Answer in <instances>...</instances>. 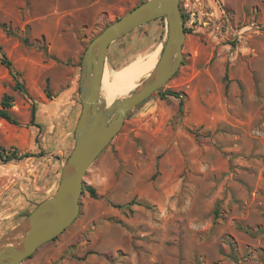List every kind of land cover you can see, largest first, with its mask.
I'll return each instance as SVG.
<instances>
[{"label": "rangeland", "instance_id": "374dc122", "mask_svg": "<svg viewBox=\"0 0 264 264\" xmlns=\"http://www.w3.org/2000/svg\"><path fill=\"white\" fill-rule=\"evenodd\" d=\"M143 1L0 0V59L3 51L22 84L14 88L0 63V99L13 96L19 122L0 118V144L31 154L0 160V242L57 187L78 118L67 125L59 101L76 81L79 115L85 48ZM179 7L181 65L128 111L86 171L74 221L22 264H264V0H179ZM166 36L159 17L118 37L103 77L152 52L159 58Z\"/></svg>", "mask_w": 264, "mask_h": 264}, {"label": "water", "instance_id": "95a60500", "mask_svg": "<svg viewBox=\"0 0 264 264\" xmlns=\"http://www.w3.org/2000/svg\"><path fill=\"white\" fill-rule=\"evenodd\" d=\"M164 17L167 36L151 76L122 99L109 105L100 97L109 45L135 27ZM185 29L179 0H145L95 35L84 50L79 78L81 109L74 128V146L62 163L54 193L39 202L21 222L27 225L22 239L0 242V264H22L41 245L55 239L77 217L83 177L100 152L120 130L128 111L148 98L174 75L182 63Z\"/></svg>", "mask_w": 264, "mask_h": 264}, {"label": "bare ground", "instance_id": "6f19581e", "mask_svg": "<svg viewBox=\"0 0 264 264\" xmlns=\"http://www.w3.org/2000/svg\"><path fill=\"white\" fill-rule=\"evenodd\" d=\"M157 59L156 52H152L144 60L136 59L127 66L115 71L110 78L103 77L100 90L106 104L109 105L116 96H124L141 77L147 73L149 74L154 69ZM26 230V224H17L10 230L6 241L10 243L19 241Z\"/></svg>", "mask_w": 264, "mask_h": 264}, {"label": "trees", "instance_id": "16d2710c", "mask_svg": "<svg viewBox=\"0 0 264 264\" xmlns=\"http://www.w3.org/2000/svg\"><path fill=\"white\" fill-rule=\"evenodd\" d=\"M2 27L5 29V32L7 34H13L11 32V30L9 28H7L5 23L2 24ZM23 41L26 43L28 40H27V38H25V39H23ZM0 50H2L1 46H0ZM1 56L2 57L0 59V63L4 64L5 67L9 70V73L11 74L13 80L15 81L14 88H16V89L22 88V84L20 83V81H18L16 79L17 72L12 69L11 60L7 58L6 54L3 51H1ZM226 76H227V73H225V78H226ZM48 82H49V80L46 79V86L44 88V92H45L46 96L48 98H50L51 94H50V91L48 89V86H49ZM166 94L173 95L175 97L180 96L179 93L176 91H166L163 94V96ZM180 103H181V99H180ZM12 106H13V96L8 94V93H4L0 99V118L4 119L6 122H8L10 124L18 125L19 124L18 120L12 115V113L10 111ZM34 117H35V107L32 106L31 107L30 120H33ZM30 155L31 154L28 152L20 153L15 147L6 148L0 144V160L3 162H7V161H10L13 159H22V158L30 156ZM85 189L89 193V196L91 198L97 197V194H96L94 187L86 186ZM117 206H119V205H117Z\"/></svg>", "mask_w": 264, "mask_h": 264}, {"label": "crops", "instance_id": "0c3cea01", "mask_svg": "<svg viewBox=\"0 0 264 264\" xmlns=\"http://www.w3.org/2000/svg\"><path fill=\"white\" fill-rule=\"evenodd\" d=\"M77 91L76 81L72 82L64 91L63 95L59 102H63V105L60 103V106L65 107L63 116L65 117L66 124L71 126L75 123L78 114L75 111L77 109V100L75 98ZM33 264H39L38 261H33Z\"/></svg>", "mask_w": 264, "mask_h": 264}]
</instances>
